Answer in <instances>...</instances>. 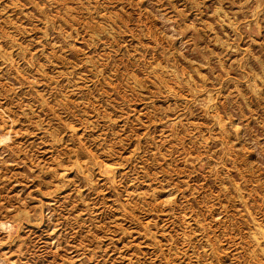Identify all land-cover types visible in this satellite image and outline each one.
Listing matches in <instances>:
<instances>
[{"label":"rangeland","instance_id":"obj_1","mask_svg":"<svg viewBox=\"0 0 264 264\" xmlns=\"http://www.w3.org/2000/svg\"><path fill=\"white\" fill-rule=\"evenodd\" d=\"M0 264H264V0H0Z\"/></svg>","mask_w":264,"mask_h":264}]
</instances>
